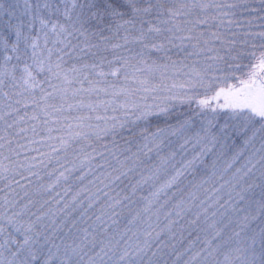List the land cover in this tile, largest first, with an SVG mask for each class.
<instances>
[{"label": "snow or ice", "instance_id": "obj_1", "mask_svg": "<svg viewBox=\"0 0 264 264\" xmlns=\"http://www.w3.org/2000/svg\"><path fill=\"white\" fill-rule=\"evenodd\" d=\"M0 264H264V0H0Z\"/></svg>", "mask_w": 264, "mask_h": 264}]
</instances>
